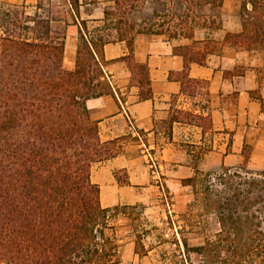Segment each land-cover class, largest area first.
Returning <instances> with one entry per match:
<instances>
[{"label":"crops","instance_id":"1","mask_svg":"<svg viewBox=\"0 0 264 264\" xmlns=\"http://www.w3.org/2000/svg\"><path fill=\"white\" fill-rule=\"evenodd\" d=\"M244 1L134 0L124 11L114 0H0L65 33L66 70L75 67L80 33L108 40L102 70L113 93L86 107L101 140L114 141L116 153L94 163L90 179L100 207L120 214L113 257L120 264H202L204 253L195 248L206 238L184 219L190 182L223 168L264 170V40L251 47L232 40L244 29ZM128 55L147 67V99L132 80ZM126 115L141 136L128 130ZM145 148L158 159L161 186ZM164 194L172 197L173 222ZM143 216L148 222L139 225Z\"/></svg>","mask_w":264,"mask_h":264},{"label":"trees","instance_id":"2","mask_svg":"<svg viewBox=\"0 0 264 264\" xmlns=\"http://www.w3.org/2000/svg\"><path fill=\"white\" fill-rule=\"evenodd\" d=\"M132 1L114 0L124 11ZM16 8L0 4V264H120L90 179L92 165L116 153L114 141L101 140L86 107L113 93L102 70L108 40L80 33L75 67L66 70L65 33L48 18L18 21ZM242 15L244 29L232 40L261 44L264 0H245ZM126 60L140 98H149L146 65ZM226 185L227 195L214 200L218 239L206 263L264 264V171L235 168Z\"/></svg>","mask_w":264,"mask_h":264},{"label":"rangeland","instance_id":"3","mask_svg":"<svg viewBox=\"0 0 264 264\" xmlns=\"http://www.w3.org/2000/svg\"><path fill=\"white\" fill-rule=\"evenodd\" d=\"M2 5V4H1ZM3 8L13 9V7H7L2 5ZM17 9V16L16 18L18 21H23L24 16H28L22 14L24 11L21 7ZM144 28H149L148 26H144ZM238 167L232 168H223L218 171H212L206 173L204 175L198 176L196 179H193L190 182L192 185V193L193 198L191 199L190 203L188 204L187 210L184 214V219L186 220V224L189 229H191L194 233L199 234L200 236L206 238L204 245L201 247L204 248V253L206 260L211 258L209 253V248L211 245L216 242L218 239L217 233L219 230V225L217 223L216 211H215V204L214 200L223 199L227 195V185L228 184V176L231 175V172ZM243 171H252V172H259L264 170H257L250 165L246 167H242ZM238 179L233 178V182H236ZM118 211L113 209L112 212L109 213L108 217L105 220V227H104V236L109 238L114 243L117 244L115 238L116 232V219L118 218ZM120 217V216H119ZM175 219V218H174ZM148 219L143 216L138 220V224L146 223ZM224 256V253L221 254ZM242 264H249L248 262Z\"/></svg>","mask_w":264,"mask_h":264},{"label":"built area","instance_id":"4","mask_svg":"<svg viewBox=\"0 0 264 264\" xmlns=\"http://www.w3.org/2000/svg\"><path fill=\"white\" fill-rule=\"evenodd\" d=\"M126 118H127V123H128V130L131 133H134L137 137L141 136L140 132L138 131V129L134 125L133 119L129 115H126ZM145 155H146V163H147L149 173H150L152 179H154L161 186L163 183V180H164V175L161 172V168H160V164L158 162V159L151 153V149H148V148H145ZM162 199L166 205L167 216L169 217L171 222H173L172 218L174 216V210L172 207V197L168 194H166V195L164 194ZM112 211H113V209L107 210V217H108L109 213ZM201 263L202 264L206 263V259L203 256L201 258Z\"/></svg>","mask_w":264,"mask_h":264}]
</instances>
